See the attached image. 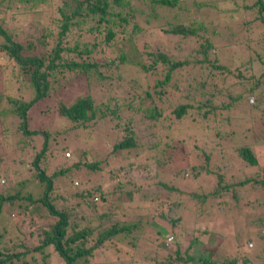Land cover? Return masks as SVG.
<instances>
[{
	"label": "rangeland",
	"instance_id": "1",
	"mask_svg": "<svg viewBox=\"0 0 264 264\" xmlns=\"http://www.w3.org/2000/svg\"><path fill=\"white\" fill-rule=\"evenodd\" d=\"M58 1L61 0H44L43 2L34 0L32 3L21 2V0H0V17L7 20L9 30L15 33V40L26 45L28 36L30 41L35 42L40 30L47 29L46 27L54 29L53 22L59 17L56 12L60 5ZM149 1L129 0L128 5L131 7L127 10L135 14L133 21L139 25L142 32L132 33L130 41L128 40L129 45H121V50L127 56L134 54L135 49L144 53L161 52L175 61L185 60L186 56L191 64L181 68L174 77L179 90L175 92L167 87L166 98L154 95V83L163 78V69L158 65L156 71L152 72L150 69L152 61L146 57L142 59V62L146 64L147 72L126 62H117L112 68L98 67L97 72L91 70L90 78L79 71H64L50 78L49 97L37 101L29 109V129L36 130L39 134H34L35 136L26 144L25 149L32 148L34 139L37 141V150L32 148V151L41 152L38 164L49 175L58 170L70 168L74 162H80L79 170L72 167L63 177L54 179L55 189L51 199L58 208L68 206L67 211H71V219L81 226L96 227L98 214L104 212L112 214L110 223L102 224L107 226L121 215L129 220L134 217L132 220L143 221L146 219L145 215H157V209H163L167 203L182 204L173 213V216L180 218L176 226H171L169 222L155 221L151 223V226L146 225L144 229L142 228L141 233L136 236L138 239L134 247L133 259L136 262L140 261L138 264H144V260L147 262L150 259L156 260V264L171 260L174 261L173 264H176L174 251L178 248L179 252L183 253L187 247H191L194 238L198 240L191 250L192 253L194 251L195 256H199L200 252L215 249L212 257L218 262L237 258V264H264V187L252 184L253 180H261L264 177V102L257 109L247 107L248 111L243 106L246 103L253 105L256 102L257 93L242 101L243 103L236 106L232 113L224 112L223 116L218 112L217 116L208 114L209 117L205 119L201 118L199 113L193 112L196 114L195 118L205 120L203 123L210 119L209 130L192 129L196 121L194 124L191 123L190 110L187 120L183 121L189 129L185 133H179V138H184L183 146L186 151L174 157V162L166 169L165 175L159 176L160 179L156 177L146 179L142 174L136 175L129 169L128 162L143 163L145 152H148L149 147L159 139L154 137L151 123L143 120V110H129L122 106V100L125 97H128L130 101L132 97L145 99V92L149 91L153 94L151 95L153 103L155 102L154 104L164 112L165 119L173 120V108L182 102L178 100L180 95L187 93L192 101L199 96L197 76L202 74L203 77L205 74V80L209 82L210 74L205 70V63L194 64L195 61L203 59L202 44H211L209 62L213 63L216 60L217 65H225L229 70L242 71L246 79L250 80L245 81L246 85L249 86L257 78H261L264 74V26L253 19L257 15L255 8L246 9L254 6L256 0H171L174 7L169 9L172 12L158 8L155 10L157 16H154V12L150 10ZM165 13L169 14L166 15L167 19L163 16ZM160 15L163 16L162 19ZM174 23H185L186 26L197 31L196 36L184 39L166 34V30H170ZM37 32L38 34H34ZM53 40H48V49L55 44ZM256 53L261 57L263 65L260 62H249L250 59L257 58ZM100 56L102 61L99 63L109 58L102 52H94L85 59L100 60ZM6 64L11 62L0 56V71H4ZM251 64L254 65L251 67ZM216 78L217 75L212 78L214 82H217ZM263 85L264 81L260 87ZM233 87H230L231 91ZM19 90H21V98L27 102L35 96L29 82L23 80L12 88H7L4 83L0 86L4 97L20 98ZM84 94H89L95 101L98 116L106 110V105L109 111L116 110L115 114L110 116V113H107L109 116L105 118L77 125L57 113L58 105L71 104L78 96ZM261 94L264 99V90ZM217 99L214 105L225 102L224 98ZM115 100L121 104H115ZM185 101H189V98ZM133 102L137 103L138 100ZM144 102L139 101L137 105L142 104V108L146 109L149 104ZM103 104L105 105L101 106ZM5 107L0 105V178L6 187L0 185V191L26 192L28 188L20 185L19 181L29 176L28 171L21 169L24 172L21 175L22 173L18 174L21 172L19 168L10 165L13 163L11 150L19 146L21 138L14 136L18 134L15 132L17 122L9 114L11 110ZM212 117H215L216 122ZM118 124L122 127L129 124L134 129V141L137 147L128 153L123 152L124 155H118L117 158L111 155V151L112 146L120 139L121 133H117ZM161 124L157 121V133L160 132ZM244 147H249L254 152L258 159L257 166H249L240 159L238 151ZM64 148L71 152V157H68V151H65V157L62 156ZM201 150L210 153L208 164L204 163ZM13 153L17 154V157L25 158L26 156L24 151L19 149L14 150ZM83 162L98 163L99 166L96 170H91L85 168ZM192 166L199 169L207 168L211 174L206 175L203 171L199 178L193 179L190 173L183 172L174 177L175 170L188 172ZM11 172L14 174L11 175ZM109 173L113 175L112 180L109 179ZM217 173L221 174L225 184L237 191V199L232 198L231 194H223L216 198L209 196L215 186ZM246 179H250V183L241 187L238 183ZM159 180L177 188L178 192L168 193L157 185ZM33 183L37 184V181ZM113 183H121L122 192L113 193ZM37 187L38 190L41 189L40 185L36 186V190ZM139 187L143 188V193L137 191ZM74 190L99 192L105 195L106 202H102L97 195L91 197L92 201L98 205L97 210L93 211L77 197L71 199ZM128 193L132 194L131 198L127 195ZM193 193L207 195V201L201 204L200 201L191 198ZM142 194L146 196L141 197ZM154 196L156 200L150 201V197ZM40 206L37 205L36 208L43 211V207ZM12 213V218L18 221L23 219L21 232L27 235L25 244L29 247L36 246L39 240L35 236L34 223L37 221L45 225V218L35 215L33 218L22 217L21 219L15 211ZM3 222L0 220V233L8 228ZM161 227L166 229L167 238H162L157 233ZM170 237L172 238L170 245L165 246V242H168ZM124 242L126 243L121 245V252H115L118 244H107L105 248L96 252L93 262L105 264L112 258L124 260L126 257L124 252L132 250L133 247L131 238H126ZM160 242L163 243L164 248L158 246ZM47 251L50 258L46 264H64L52 248ZM37 260L41 262L39 255Z\"/></svg>",
	"mask_w": 264,
	"mask_h": 264
},
{
	"label": "trees",
	"instance_id": "2",
	"mask_svg": "<svg viewBox=\"0 0 264 264\" xmlns=\"http://www.w3.org/2000/svg\"><path fill=\"white\" fill-rule=\"evenodd\" d=\"M32 1L34 0H21V2L25 3H32ZM41 1L43 2L44 0ZM58 3L60 5L56 9V12H58L59 17L53 22L54 29L51 30L50 27H46L50 31L42 29L40 32L38 31L39 34L38 32L34 33L38 34L35 42L30 41L28 36L26 45L15 40V33L9 30L7 20L0 17V56L4 60L11 62V64H6L4 66V71H0V86L4 83L7 88H12L23 80L29 82L35 94L34 98L27 102L21 98V90L18 91L20 98H15L14 96L4 97L0 91V105L3 107L6 106L5 108L7 110H11L9 114L13 116L16 120L15 122H17V126L14 125L15 132L18 133L17 135H13L21 138L19 146L22 145L21 147L17 145V148L11 150L13 163L10 165L20 169L21 172L18 174L22 173L21 175H23L24 172L21 170L23 169L28 171L30 176L19 181L20 185H25V187L28 188L26 192L17 191L12 193L11 191H0V220L4 221L3 223L8 227L0 233V264H46L50 258V254L47 251L49 248L53 249L54 253L58 255L64 264H100L93 262V259L96 257V252L105 248L109 243L118 244L119 246L115 249V252H121V245L126 243L124 242L126 238L132 239L133 247L132 250L124 252V256H126L125 259L123 260V258L119 257V259L112 258L105 262V264H138L140 261L136 262L133 259L134 247L138 239L136 236L141 233L146 225L151 226L155 221L169 222L171 226H176L180 222V218L173 216V213H175L182 204L179 202L167 203V206L163 207V209H157V215L147 214L145 215L146 219L143 221L138 219L132 220L134 217L131 216V220H129L126 219L124 215H121L114 220L113 223L102 226L104 222L110 223V217L112 216L111 213L104 212L98 214V225L96 227L92 228L91 226L79 225L75 220L71 219V211H67L68 206L58 208L52 201L51 195L55 189L53 184L54 179L63 177L65 172L72 169V167L76 169L80 168V162H74L70 168L58 170L51 175L47 174L38 164L41 152L32 151V148L37 150V141L34 139L32 148L25 149L26 144L35 136L34 134H39L38 131L29 129L28 112L34 103L49 97L51 88L50 78L64 71H79L85 73V76L90 78L91 76L89 73L91 70L97 72L98 67L112 68L117 62H126L136 65L147 72L148 68L146 64L142 62V59L146 57L149 61H152L150 63L152 72L156 71L155 69H157L158 65L163 69V78L156 80L154 83V95L162 98L165 97L167 87L175 92L179 90L177 81L174 77L179 73L178 71L181 68L191 64V62L186 59V56L185 60L178 59L175 61L161 52L153 51L144 53L139 52L138 49H135V53L131 56H127L121 50V45H129L132 33L142 32V30L139 29V25L133 21L135 14L127 10V8L130 9L131 7L128 5L129 0H61L58 1ZM149 3V8L154 12V16H157L155 15V10L158 8L167 9L168 12H172L171 9L174 7V3L171 0H150ZM252 7H247L246 9L253 10L255 8L257 15H255L253 19L264 26V2L262 0H256ZM166 15L169 14L165 13L163 16L166 18ZM163 16L160 15V19H162ZM198 30L201 31V29ZM196 32L197 31L193 28L186 26L185 23H174L170 30H166V34L182 37L184 39L195 37ZM50 39H54L53 41L55 44L48 49V40ZM211 48L210 43L202 44L203 59L195 61L194 63H205V70L210 74L209 82L205 80V74L203 77L202 74L197 76L199 96L192 101L187 93L180 95L178 100L182 102H179L178 105L173 108V120L167 118L169 119V122H167L164 112L154 104L155 102L153 103V97L151 96L153 94L149 91L145 92V99L132 97L130 101L128 97H125L124 100H122L123 108H128L129 110H143V120H147L151 123V127L154 130L153 135L159 139V141H155V143L149 147L148 152H145L143 163L135 164L134 162H128L129 169L132 173L136 175L142 174L146 179L150 177L159 178V176L165 175L166 169L174 162V157L181 154L182 151H186L183 146L184 138H179V133H185L189 129L183 121L187 120L186 117L190 113V110L191 123L194 124V121H196L192 129L209 130L210 119L203 123L205 120L199 117L195 118L197 113L201 115V118L205 119L209 117L207 116L208 114L217 116L219 112L221 116H223L222 114H224V112L230 111V113H232L234 109L237 108L236 106H239L240 103L242 104V101L248 99L249 96L255 93H257L256 102L253 105L246 103L243 106L246 107V111H248L247 107L249 106H251V109H257L262 106L264 99H262L261 92L264 90V85L262 87H260V85L262 81H264V74L261 78H257L255 82H252L248 86L245 81L250 80L246 79L242 71L229 70L225 65H217L216 60L213 63L212 61L209 62L208 56L211 53ZM94 52H102L110 59L106 58L103 63H99L102 61V56H100V60L96 59L89 61V59H85V57H89ZM256 56L257 58L255 60L250 59L249 62H260V64L263 65L261 57L257 53ZM253 65L254 64H251V67ZM212 74L214 75L212 76ZM215 75H217V82H214L212 79ZM233 84H235V87H233ZM230 87H233L232 91ZM186 98H189V101H185ZM217 98H224L225 102L214 105L213 103L218 101ZM134 100H138V102H144L145 100L144 104L148 103L149 105L146 109H143L142 104L137 105L138 102L134 103ZM115 104L120 105L121 103L115 100ZM104 105L105 104L101 106ZM135 106L137 108H135ZM56 110H58V114L77 125H84L86 122L96 121L97 119L109 116L107 113H110L111 116L116 112L114 109L109 111L106 105V110H103L98 116L96 114L95 101L89 94L78 96L71 104L61 103ZM202 111L205 112L203 113ZM212 119L216 122L215 117H212ZM241 119L243 120V118ZM197 120L201 123L197 122ZM157 121L162 123V126L159 125V133L156 132V127H158L156 126ZM201 124L203 125L200 127ZM118 125L117 133H121L120 139L115 142L111 151V155L116 157L123 154V152L128 153V151L134 150L137 147L134 141V129L129 124L125 127H122L120 124ZM210 131H212V129ZM17 149L24 151L26 154L25 158L17 157V154L13 153V151ZM65 151H68L67 155L71 157V152L65 148L62 149V156L65 157ZM201 151L204 156V163L208 164L210 153H205L204 150ZM238 154L240 159L249 166L254 167L258 165V159L249 147L239 149ZM83 163L85 168L91 170H96L99 166L98 163ZM120 169L122 168L120 167ZM190 171L175 170L173 175L176 177L184 172V174L190 173V177L197 179L201 176L203 171L206 175L211 174V171L207 168L199 169L196 166H192ZM13 174L14 173L11 172V175ZM216 175V183L213 190L209 193V196L216 198L221 197L223 194H231L232 198L237 199V191L223 182V177L220 173ZM109 177V179L112 180V173H109ZM35 180L37 184L33 183ZM3 183L4 181L0 178V185H2V187L5 186ZM248 183H250V179L240 181L238 184L244 187ZM252 184H259L264 187V177L261 180H253ZM37 185H40L41 189L38 190L37 187L36 190ZM157 185L168 193L173 191L178 192L177 188L161 180H159ZM121 187V183H113L112 192H122ZM137 191L143 193V188L139 187ZM144 194H142L141 197L146 196ZM94 195L99 196L102 202H106L104 194L91 192L90 190H82L81 192L74 190L71 199L73 200L74 197H77L79 200L83 201L89 209L96 211L98 205L92 201ZM127 195L130 198L132 197L131 193ZM191 196V198L200 201L201 204L205 203L208 198L207 195H197L195 193L191 194ZM66 200H68V198ZM155 200V196L150 197V201ZM37 205H41L40 207H43V211H41L42 209L38 210V208H36ZM14 211L17 213V216H21V219L22 217L33 218L35 215H40L42 219L45 218V225L37 221L34 223L36 228L35 236L39 240L36 246L29 247L25 244L27 235L21 232L23 219L18 221L12 218L11 215ZM157 233L162 238L168 237L166 229L162 227L158 229ZM168 239L171 240L165 242V246H169L172 241L171 237ZM197 241V238H194L191 247H187L183 253H180L178 248L174 251L176 264L238 263L237 258L231 260L224 259L218 262L212 257L215 249L209 250L208 252H200L199 256H195L194 251L192 253L191 250H193V245H195ZM158 246L164 248L162 242H160ZM37 255L40 256L41 262H38ZM244 261L245 260H243V262ZM143 262L144 264H156V260L154 259H150L147 262L144 260ZM173 263L174 261L171 260L163 264Z\"/></svg>",
	"mask_w": 264,
	"mask_h": 264
},
{
	"label": "built area",
	"instance_id": "3",
	"mask_svg": "<svg viewBox=\"0 0 264 264\" xmlns=\"http://www.w3.org/2000/svg\"><path fill=\"white\" fill-rule=\"evenodd\" d=\"M171 239H169V241H170Z\"/></svg>",
	"mask_w": 264,
	"mask_h": 264
}]
</instances>
